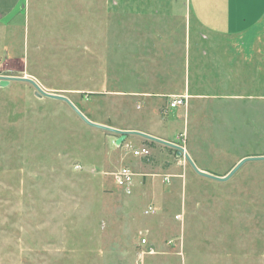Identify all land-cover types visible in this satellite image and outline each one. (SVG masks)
I'll return each instance as SVG.
<instances>
[{"label":"rangeland","instance_id":"374dc122","mask_svg":"<svg viewBox=\"0 0 264 264\" xmlns=\"http://www.w3.org/2000/svg\"><path fill=\"white\" fill-rule=\"evenodd\" d=\"M259 46L263 59L211 35L186 0H25L0 21V77L225 176L264 156ZM177 96L187 104L171 110ZM118 137L28 83L0 88V264H264V161L221 183L172 148ZM122 167L131 191L113 182Z\"/></svg>","mask_w":264,"mask_h":264},{"label":"crops","instance_id":"0c3cea01","mask_svg":"<svg viewBox=\"0 0 264 264\" xmlns=\"http://www.w3.org/2000/svg\"><path fill=\"white\" fill-rule=\"evenodd\" d=\"M24 2L25 0H0V21L20 9ZM186 2L187 10L194 22L208 33L243 41L250 53L254 50L255 55L260 56L255 59H263L258 48L264 43V38L260 39L253 34L264 25V0H186Z\"/></svg>","mask_w":264,"mask_h":264},{"label":"water","instance_id":"95a60500","mask_svg":"<svg viewBox=\"0 0 264 264\" xmlns=\"http://www.w3.org/2000/svg\"><path fill=\"white\" fill-rule=\"evenodd\" d=\"M12 82H24V83H28L30 85H32L35 88V96L38 99H44V98H48L51 100H56V101H61L64 102L66 104H68L73 110L74 112L90 127L92 128H96V129H100V130H104L107 132H111L113 134H117L119 135L117 141H116V145L117 146H121L125 140L127 139L128 136H139L142 138H145L147 140L156 142L158 144L167 146L169 148H172L174 150L177 151V156L178 157H184L188 163L191 165V167L193 168V170L201 177L212 180V181H216V182H221V183H226L229 180H231L247 163L250 162H263L264 161V156H251V157H246L244 159H242L228 174H226L225 176H218L216 174H212L210 172L207 171H203L200 170L198 168V166L196 165V163L192 160V158L190 157V155L186 152L185 148L182 146H179L175 143H171L159 138H156L154 136L148 135L146 133H142L139 131H121L118 129H115L113 127H109V126H105L102 124H98L95 122H92L90 119H88L76 106L75 104L66 96L64 95H58V94H52V93H47L45 92L40 85L33 79L30 78H19V77H0V88H7L10 86V84Z\"/></svg>","mask_w":264,"mask_h":264},{"label":"built area","instance_id":"2783aa9c","mask_svg":"<svg viewBox=\"0 0 264 264\" xmlns=\"http://www.w3.org/2000/svg\"><path fill=\"white\" fill-rule=\"evenodd\" d=\"M187 100L188 99L186 96L174 97L169 103V108L171 110H178L181 107L183 108L187 104ZM132 152L138 158L146 157L150 153L149 150H147V148H143V147L136 148L132 150ZM78 168H80V166H78ZM92 173H95V170H93ZM111 176L114 184L117 187L125 191H131V188L134 184V174L132 173L130 168L122 167L116 172H114ZM148 209L149 210H147L146 213L150 214L151 213L150 210H152V207L150 206ZM141 247L143 248L142 255L144 256L153 255L155 253V249L151 247V245L149 244L146 238L142 240Z\"/></svg>","mask_w":264,"mask_h":264},{"label":"trees","instance_id":"16d2710c","mask_svg":"<svg viewBox=\"0 0 264 264\" xmlns=\"http://www.w3.org/2000/svg\"><path fill=\"white\" fill-rule=\"evenodd\" d=\"M147 142H149V141H147ZM152 144H155V143H152Z\"/></svg>","mask_w":264,"mask_h":264}]
</instances>
